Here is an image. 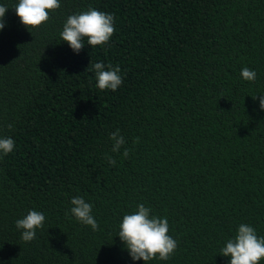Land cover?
I'll use <instances>...</instances> for the list:
<instances>
[{
	"label": "trees",
	"instance_id": "trees-1",
	"mask_svg": "<svg viewBox=\"0 0 264 264\" xmlns=\"http://www.w3.org/2000/svg\"><path fill=\"white\" fill-rule=\"evenodd\" d=\"M17 3L0 0V138L15 142L0 156V264H145L117 235L141 203L177 241L147 264H229L218 253L240 224L264 237V0H60L29 30ZM90 8L115 32L76 53L60 32ZM101 61L119 66L116 91L96 87ZM77 196L98 231L72 215ZM33 209L44 226L24 242L15 221Z\"/></svg>",
	"mask_w": 264,
	"mask_h": 264
},
{
	"label": "clouds",
	"instance_id": "clouds-1",
	"mask_svg": "<svg viewBox=\"0 0 264 264\" xmlns=\"http://www.w3.org/2000/svg\"><path fill=\"white\" fill-rule=\"evenodd\" d=\"M15 13L25 28H39L49 20V13L60 8V0H18L15 5ZM8 7L0 5V29H3V20ZM115 32L114 17L109 13L90 8L87 11L69 15L63 29L60 32V41L67 42L71 49L79 53L85 43L91 48L98 45H106ZM97 62L92 66L96 75V87L99 90L110 89L116 91L123 83L120 75V68H113ZM241 78L245 81L254 82L257 74L254 70L245 67L241 70ZM253 100L257 95L252 96ZM259 107L264 110V94L259 96ZM9 128L12 125H8ZM113 140L112 152L120 151L125 144V140L119 135V130L111 134ZM15 142L11 137L0 138V156L11 153ZM128 149H124L122 155L127 157ZM111 165L116 164V160L106 157ZM72 215L77 221L88 225L92 230L98 231L99 224L92 215V205L82 197L71 199ZM45 215L37 210H30L27 215L15 221V226L21 231V239L30 242L36 238L37 229L44 226ZM167 218H161L151 214V209L144 204H138L137 210L132 214H125L119 225L118 236L128 250L133 260L148 261L159 258L168 260L177 248V241L169 234ZM222 256L230 257L229 264H259L264 259V237H258L253 226L240 224L234 238L226 241L224 247L218 253Z\"/></svg>",
	"mask_w": 264,
	"mask_h": 264
}]
</instances>
